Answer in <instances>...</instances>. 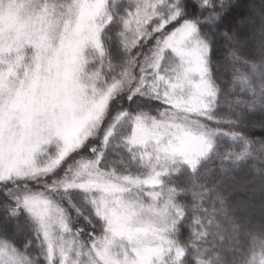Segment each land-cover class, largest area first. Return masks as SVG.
<instances>
[{
    "label": "snow or ice",
    "instance_id": "obj_1",
    "mask_svg": "<svg viewBox=\"0 0 264 264\" xmlns=\"http://www.w3.org/2000/svg\"><path fill=\"white\" fill-rule=\"evenodd\" d=\"M0 264H264V0H0Z\"/></svg>",
    "mask_w": 264,
    "mask_h": 264
},
{
    "label": "trees",
    "instance_id": "obj_2",
    "mask_svg": "<svg viewBox=\"0 0 264 264\" xmlns=\"http://www.w3.org/2000/svg\"><path fill=\"white\" fill-rule=\"evenodd\" d=\"M253 131H255L257 135H259V130H253Z\"/></svg>",
    "mask_w": 264,
    "mask_h": 264
}]
</instances>
